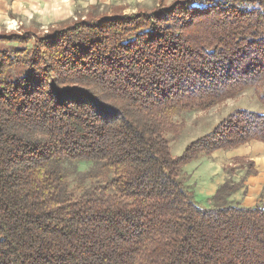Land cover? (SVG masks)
<instances>
[{"label": "trees", "instance_id": "1", "mask_svg": "<svg viewBox=\"0 0 264 264\" xmlns=\"http://www.w3.org/2000/svg\"><path fill=\"white\" fill-rule=\"evenodd\" d=\"M100 8L0 33V264H264V206L230 199L242 180L207 209L183 179L264 143V112L232 111L181 155L168 136L176 115L264 87V0ZM80 162L96 172L73 186Z\"/></svg>", "mask_w": 264, "mask_h": 264}, {"label": "rangeland", "instance_id": "2", "mask_svg": "<svg viewBox=\"0 0 264 264\" xmlns=\"http://www.w3.org/2000/svg\"><path fill=\"white\" fill-rule=\"evenodd\" d=\"M112 3L123 5L125 4L127 8L110 6V4ZM158 3H160V0H112L111 3L104 4L106 6H100V11L108 12L112 9L118 12L128 11V13H137L138 11H140V9H153ZM170 4L171 2H165V5ZM89 10L90 8H87L83 4H79L77 6L75 5V7L71 10V16L76 17L78 13L85 15L89 12ZM4 15L5 14H0V33L12 31L18 32L24 29H31L39 35H43L45 31L49 30L51 26H53L50 24H53L58 20V18L41 20L39 18H35L29 13H22L21 15L19 14L20 16L16 15V17H14V14L12 13L9 14L6 18H4ZM263 91L264 87H254L253 89L244 91L235 98L223 101L222 104L207 111L183 112L176 115L172 119L175 124V130L171 133H168V136L174 140L172 143L174 155L183 154L182 152L190 143H192V141L206 135L207 132L211 131L213 127L222 122L223 119L228 116V114L236 109L245 108L251 112L257 111L263 113L264 106L259 100V96L263 93ZM262 148L263 147L261 145L256 144L248 146L246 148H242L240 149V151H235V153L240 155V153H243L244 151H250V153L254 155L260 152ZM230 154L234 153L222 151L214 154L216 157V166L214 167L215 171L214 169L207 171V173L215 174V176H212L214 177V182L217 178V175L219 174V171L220 173H226L227 176L230 177L228 180L233 181V178L236 180H238L239 178L241 179V177H243L242 175H244L248 170V157H239L242 159L238 160L237 158L230 157ZM210 157H206V159H210ZM67 167L68 169H70V172L72 174L71 180L73 186H75L77 182H80V179L82 178L81 176L87 175L88 173H91L93 171L96 172L95 165L90 162H80L72 165H67ZM202 169V166H196L194 167V169L188 171L186 169V166L184 167L183 179L186 185H189L194 193L197 185H202L206 178L207 173H200ZM220 169H222V171ZM89 182L90 181L87 180V183ZM198 205L202 208L213 207L214 201L211 197L209 199H205L203 202H198Z\"/></svg>", "mask_w": 264, "mask_h": 264}, {"label": "crops", "instance_id": "3", "mask_svg": "<svg viewBox=\"0 0 264 264\" xmlns=\"http://www.w3.org/2000/svg\"><path fill=\"white\" fill-rule=\"evenodd\" d=\"M111 1L112 0H0V14H5L4 18L12 13L14 14V17H16V15L20 16L22 13H29L35 18H39L41 20L58 18L57 22L50 24L54 26L59 24L60 22L75 19L76 17L71 16V10L75 7V5L77 6L79 4H83L87 8H92V6H106L104 4L111 3ZM161 1L162 0H160V2ZM164 1L172 3L174 0ZM110 6L127 8L125 4L123 5L112 3L110 4ZM125 13H128V11H125ZM256 144L261 145L263 148L260 152L254 155L250 153V151H244L243 153H240V155L235 153V151H240V149L242 148H246L248 146ZM224 151L234 153L230 154V157L237 158L238 160L242 159L239 157H248V169L250 167V164H252L251 167L254 170L253 174H247V170L245 174L242 175L243 177H241V179L239 178L238 180H236L233 178V182L235 183H239L242 180L243 186L239 191L233 194L230 199L235 204L240 205L241 207L243 206L253 208L257 207L258 205L264 206V143L256 141L253 143L242 145L237 149ZM218 152H222V150L216 151L214 154ZM214 154L210 155L212 157L208 156L210 157V159L207 158L208 160L206 159V157H204L199 160L193 161L191 164H188L186 166V169L189 171L194 169V167L196 166H202L203 169L200 171V173H207L208 170H213L216 166V157ZM220 170L222 171V169ZM212 176H215V174L207 173L204 183L200 186L197 185V188L195 190V200H197V202H203L205 199L213 197L218 189L222 185H224L225 182L230 178L226 173H220V171L215 182L214 177Z\"/></svg>", "mask_w": 264, "mask_h": 264}]
</instances>
